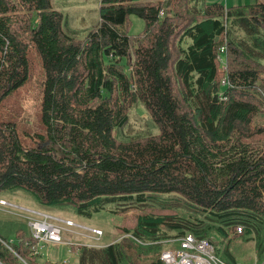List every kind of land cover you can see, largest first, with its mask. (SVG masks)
<instances>
[{
	"label": "trees",
	"instance_id": "trees-1",
	"mask_svg": "<svg viewBox=\"0 0 264 264\" xmlns=\"http://www.w3.org/2000/svg\"><path fill=\"white\" fill-rule=\"evenodd\" d=\"M99 2L81 41L50 0H0V195L83 218L137 210L142 243L78 244V264H162L159 242L186 234L233 264L231 241L254 240L264 261V0ZM131 15L144 21L135 37ZM35 61L39 122L27 131L6 104ZM26 225L0 220V247L41 264ZM0 264H11L1 250Z\"/></svg>",
	"mask_w": 264,
	"mask_h": 264
},
{
	"label": "rangeland",
	"instance_id": "rangeland-1",
	"mask_svg": "<svg viewBox=\"0 0 264 264\" xmlns=\"http://www.w3.org/2000/svg\"><path fill=\"white\" fill-rule=\"evenodd\" d=\"M228 4L223 0V4L226 6L231 5V0H227ZM54 9L59 10L63 16L67 15L68 20L64 25L66 32L74 35L77 39L81 41L85 39L86 33L92 28L96 23H98L97 10L99 9V0H50ZM230 2V3H229ZM128 33L130 36L135 37L143 32L144 21L136 15H131L128 19ZM35 67L33 68V73L26 86L18 90L14 98L6 104L8 106L12 103L13 115L17 116V120L21 122L20 126L29 131L33 129V125L39 122V111H40V100H41V83H42V72L40 70L37 61ZM3 110L5 109V104H2ZM144 115V110L141 107L133 110L132 117L136 121V129H145V126L141 125V120H138ZM259 123H264V118H259ZM129 131V130H128ZM257 144H264V134L260 135L256 139ZM0 199H4L11 205H2L0 207V220L10 219V220H24L25 214L21 208L42 210L38 207L37 203L33 198L24 196L22 192H16V194H3L0 195ZM1 206V205H0ZM52 215L58 218H65L71 221L77 222L88 228H96L102 231L104 234L101 240L96 245H89L87 247H103L109 243L121 241L122 243H127L126 239H132L133 234L131 233L136 226V214L137 210L129 211L127 213L114 215L110 212L104 210L101 213H95L90 218H83L78 216L76 213L70 211H48ZM26 222V221H25ZM28 232H30L29 225L27 223ZM64 238L68 241L78 242L84 241L81 237L77 239L75 234L66 231L64 233ZM215 240L214 237H211ZM80 241V242H79ZM84 244V243H83ZM81 244V245H83ZM231 245L236 247L235 258L241 264H263L264 261L257 259L255 254V242L250 240L245 243H239L231 241ZM2 245V244H1ZM5 246V247H4ZM86 246V245H83ZM164 246V244H163ZM162 247V245H161ZM163 249V248H162ZM1 252H4L8 258L11 260V264H29L25 257L16 251L12 245L4 244L0 247ZM73 250V248H72ZM68 244H47L42 247L37 248L34 251L32 257L28 254L32 260L35 259L41 264H55V262H62L63 259H69L68 264H78V253H73ZM23 251H25L23 249ZM26 252V251H25ZM26 256V257H28ZM36 256V257H35ZM35 258V259H34ZM158 259V257H157ZM152 259L141 255L139 262L141 264H152ZM33 264V262H31ZM37 264V263H34ZM58 264V263H56Z\"/></svg>",
	"mask_w": 264,
	"mask_h": 264
},
{
	"label": "built area",
	"instance_id": "built-area-1",
	"mask_svg": "<svg viewBox=\"0 0 264 264\" xmlns=\"http://www.w3.org/2000/svg\"><path fill=\"white\" fill-rule=\"evenodd\" d=\"M223 50L222 47L221 51ZM6 204L11 205L4 199H0V207ZM21 209L25 214V221L29 225L30 234L36 240L35 245L32 247L33 252H38L37 248L40 249L43 245L66 243L71 250L73 248V253H76L79 252L76 245L83 243L86 246L96 245L104 235L99 229L88 228L69 219L58 218L48 211ZM236 230L241 231L239 227ZM66 231L74 233L77 239L81 237L84 241L78 243L66 240L64 238ZM131 238L142 243L135 237ZM159 244L163 248L159 254V260L162 264H233L221 259L215 246L208 239H197L193 234L178 236V238H165ZM55 263L68 264L69 259H63L62 262ZM234 264L241 263L237 261Z\"/></svg>",
	"mask_w": 264,
	"mask_h": 264
},
{
	"label": "crops",
	"instance_id": "crops-1",
	"mask_svg": "<svg viewBox=\"0 0 264 264\" xmlns=\"http://www.w3.org/2000/svg\"><path fill=\"white\" fill-rule=\"evenodd\" d=\"M210 1H215V0H210ZM223 2V0H220ZM225 2L228 4V1L225 0ZM255 0H231V5H244V4H252L254 3ZM230 3V2H229Z\"/></svg>",
	"mask_w": 264,
	"mask_h": 264
}]
</instances>
